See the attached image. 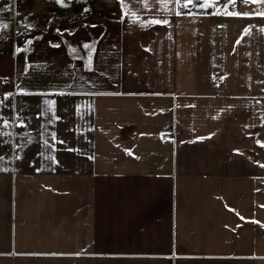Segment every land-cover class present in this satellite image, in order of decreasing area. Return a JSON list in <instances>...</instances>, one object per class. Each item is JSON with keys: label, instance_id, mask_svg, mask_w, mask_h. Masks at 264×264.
Instances as JSON below:
<instances>
[{"label": "crops", "instance_id": "obj_1", "mask_svg": "<svg viewBox=\"0 0 264 264\" xmlns=\"http://www.w3.org/2000/svg\"><path fill=\"white\" fill-rule=\"evenodd\" d=\"M27 1L0 0V264H264V16Z\"/></svg>", "mask_w": 264, "mask_h": 264}, {"label": "snow or ice", "instance_id": "obj_2", "mask_svg": "<svg viewBox=\"0 0 264 264\" xmlns=\"http://www.w3.org/2000/svg\"><path fill=\"white\" fill-rule=\"evenodd\" d=\"M57 2L60 4H64V0H57ZM243 2L245 3V5L258 4L261 7L256 11H239V10L230 11L229 6H234L236 4V0H227V3H224L223 0H158L159 5L161 6V8L164 10V12L167 15H171L174 11L176 15L191 16V15H193V13L191 11H189V9L190 8H196V9L201 10V12L199 14H202V15H213V14H221L222 13L225 15H233V16H239V17H249V16H254V15L264 16V0H243ZM143 5L145 8L151 7V5H149V3H148V0H143ZM170 5H171V7H170ZM120 6L123 10V16L133 18L134 22H138L141 27H148L149 25H155V24H160V25L169 24V20L162 18V16L159 13H157V14L149 13V14H147L148 18L143 19L142 16L137 13V11H134L131 9V7L128 3V0H120ZM85 11H87V9H85ZM6 26L7 25H0V27H6ZM32 26L33 25H31V24L27 25L28 28H31ZM250 28H251V25L246 27L244 29V32L249 33ZM57 31L62 32V31H70V30L57 29ZM242 39H243V36H241V38L238 39L236 41V43L239 44ZM27 43L31 44V40L27 41ZM49 43L53 44L54 47L60 46L59 44H55L52 41H49ZM84 48L90 49V51L87 55V63L84 66L86 68H88L89 70H91V68L93 67V53L95 52V48L92 47V45L87 43V42L84 44ZM21 50L22 49L19 47H17V49H16L17 52H20ZM73 51H74V49H73ZM233 51H235V49H233ZM17 91L20 93H25L28 90L25 89L24 87H18ZM50 91L51 92L60 91L61 94H63V90H59V89H51ZM4 95H5V97H9L12 95V93L6 92V93H4ZM44 103L46 105L51 106V110H52L53 117H54V120L52 122H54L55 120L61 119L60 116L55 115V105H56L55 100H45ZM77 108L79 109V105L77 106ZM262 115H264V114H262ZM3 123L5 125H9L11 122L7 118H5L3 120ZM17 123L19 125H25L26 121L23 119H19V117H18ZM261 123L264 124V119L261 120ZM51 135L54 139L56 138L55 132H53ZM249 135H253V133H249ZM255 135L259 136V133H255ZM198 139H203V137H198ZM45 143H48V141H45ZM256 143L264 146V140L257 139ZM52 147L55 148L56 145L52 144ZM125 151H127L129 153L132 152L131 149H125ZM235 151L239 152L240 150L235 149ZM50 158L52 160L56 161L57 163L59 162L58 160H56V157L54 155H52ZM257 163H260V162L257 161ZM257 222H259V221H257Z\"/></svg>", "mask_w": 264, "mask_h": 264}, {"label": "rangeland", "instance_id": "obj_3", "mask_svg": "<svg viewBox=\"0 0 264 264\" xmlns=\"http://www.w3.org/2000/svg\"><path fill=\"white\" fill-rule=\"evenodd\" d=\"M24 2H22V6H28L29 5V2L27 1V0H23ZM36 2V1H35ZM10 2H5V4H9ZM37 3H40V1H38ZM31 6V5H30ZM29 10H30V7L28 6V7H26V9L24 10V11H22L21 13H20V15H18L17 17H16V20H17V18L19 19V17H22V18H24L23 16H25V14H28V12H29ZM28 11V12H27ZM31 13H35V11H31ZM75 12H72V13H68V14H63V18L64 19H68V20H70L71 18L70 17H68V15H72L73 17H75V14H74ZM90 13V15H92V12H89ZM102 15H105L106 13H101ZM30 16V15H29ZM72 17V18H73ZM91 17V16H90ZM27 18H29V17H27ZM39 30L40 29H38V32H39ZM68 30H70L69 32H72L73 30H72V28H69ZM42 31V30H41ZM65 32H67V31H64V34H65ZM12 35V36H14V33H13V31H11L10 33H9V35Z\"/></svg>", "mask_w": 264, "mask_h": 264}, {"label": "built area", "instance_id": "obj_4", "mask_svg": "<svg viewBox=\"0 0 264 264\" xmlns=\"http://www.w3.org/2000/svg\"><path fill=\"white\" fill-rule=\"evenodd\" d=\"M5 83H8V81L4 79H0V91H1L2 85Z\"/></svg>", "mask_w": 264, "mask_h": 264}]
</instances>
